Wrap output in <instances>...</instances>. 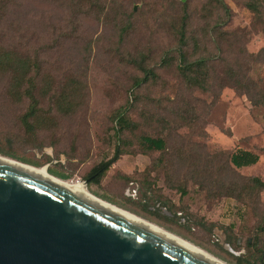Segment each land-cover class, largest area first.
<instances>
[{"label": "rangeland", "instance_id": "obj_1", "mask_svg": "<svg viewBox=\"0 0 264 264\" xmlns=\"http://www.w3.org/2000/svg\"><path fill=\"white\" fill-rule=\"evenodd\" d=\"M96 1L0 0V51L29 60L41 93L26 126L32 101L13 96L0 65V155L68 174L229 264H264V189L252 181L264 180V0ZM198 60L190 82L183 69ZM120 109L129 123L117 132ZM238 149L258 163L235 167Z\"/></svg>", "mask_w": 264, "mask_h": 264}, {"label": "water", "instance_id": "obj_2", "mask_svg": "<svg viewBox=\"0 0 264 264\" xmlns=\"http://www.w3.org/2000/svg\"><path fill=\"white\" fill-rule=\"evenodd\" d=\"M0 264L221 263L126 211L0 158Z\"/></svg>", "mask_w": 264, "mask_h": 264}, {"label": "trees", "instance_id": "obj_3", "mask_svg": "<svg viewBox=\"0 0 264 264\" xmlns=\"http://www.w3.org/2000/svg\"><path fill=\"white\" fill-rule=\"evenodd\" d=\"M100 0H97L94 5H97ZM220 2H223V0H220ZM251 6L255 9H257L256 4H251ZM185 20V19H184ZM186 27H182L178 34L180 36V42L182 45L186 44ZM259 55L264 56V47L259 51ZM201 60H198L197 62L194 63H186L185 67L183 69L184 74L187 76L188 80L190 82H198V76L194 75H188L191 72H194L195 66L201 65ZM0 65L3 66L8 72L13 74L14 81L12 83V88H13V96H24L26 95L28 98L31 99V108L30 110L24 115L23 117V123L26 126H30L31 122L30 119H34L37 115V105H39L38 102V97L40 96V88L38 86V81H37V73H30V68H31V63L29 60L23 57H18L17 53L14 51H0ZM149 75H151L152 70L150 69L147 71ZM188 72V73H187ZM235 73V76H232L233 79L237 82L240 83L238 86H243L241 85L243 82V79L240 78V74L238 72H233ZM248 87V86H247ZM250 88V87H248ZM250 92V89H249ZM62 94V93H61ZM252 96V94H251ZM253 97V96H252ZM254 99V98H253ZM68 100L67 96L65 95H60V97H57V105L61 106ZM264 102V92L261 94V99H259ZM254 101V100H253ZM261 101H254L255 104L261 103ZM67 107L65 110L67 111ZM63 109V108H61ZM116 121V126L119 127L117 128V132L122 131L124 128L127 127L129 120L126 116V111L120 109L118 110L117 114L114 117ZM39 125V124H38ZM40 126V125H39ZM143 142L145 143L146 147L149 150H161L163 151L165 149V141L163 138H154L150 136H144L143 137ZM121 151L119 149L116 150L115 154L113 157L110 159L104 160L100 162L97 166H95L90 173L88 174V179L90 181H93L95 183H98L102 177L107 173V171L110 169V167L119 159ZM259 154L257 155L256 153L246 150V149H238L235 150L232 155H231V162L232 164L237 167V168H242V167H248L251 165H255L259 161ZM48 171L52 174H55L63 179H69L70 176L68 174H65L63 172L56 171L53 168H49ZM252 181L254 182L255 186L260 187L261 189H264V180L261 178L253 177ZM264 246V245H263ZM260 253L264 254V247L261 248L259 251Z\"/></svg>", "mask_w": 264, "mask_h": 264}, {"label": "bare ground", "instance_id": "obj_4", "mask_svg": "<svg viewBox=\"0 0 264 264\" xmlns=\"http://www.w3.org/2000/svg\"><path fill=\"white\" fill-rule=\"evenodd\" d=\"M0 158H1V159H4V160H6V161L12 162V163H14V164L20 165V166H22V167H25V168H27V169H30V170H32V171H35V172H37V173H40L41 175H45V176H47V177H49V178H51V179H53V180H55V181H57V182H59V183L65 185L66 187H68V188H70V189H72V190H74V191H76V192H79V193H82V194H85V195H88V196H91V197H94V198L100 199V200H102V201H104V202H106V203H108V204H110V205H113V206H115V207H117V208H119V209H121V210H123V211H126V212H128V213H130V214H132V215H134V216H136V217H138V218H140V219L146 221L147 223H149V224H151V225H153V226H155V227H157V228L163 230L164 232L173 235L174 237L180 239L181 241H183V242H185V243H188L189 245L195 247L196 249H198V250L200 249L201 251H203L204 253L208 254L209 256H211L212 258H214L215 260H217V261L220 262L221 264H229V263L225 262L224 260H222V259L218 258L217 256H215L214 254H212L210 251L206 250L205 248H203V247H201V246H197V245H195L194 243H192V242H190V241L184 239V237H181L180 235L176 234L175 232H173V231H171V230H168V229H165L163 226L159 225L158 223L153 222V221H151V220H149V219H146V218H144V217H141V216H139V215L133 213L132 211H129V210L125 209V208H122V207H120V206H117V205H115V204H113V203H111V202H109V201H106V200H104V199H102V198H100V197H97V196L91 194L90 192L87 191V189H86L82 184L77 183V182H72V181L64 180V179H61V178H58V177H55V176L49 174V173L46 171V170H47V167H45V168H40V167L32 166V165H29V164H26V163H23V162H20V161H17V160H14V159H11V158H8V157H5V156H3V155H0Z\"/></svg>", "mask_w": 264, "mask_h": 264}]
</instances>
